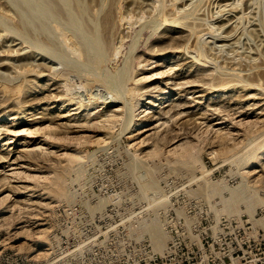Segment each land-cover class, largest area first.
I'll return each instance as SVG.
<instances>
[{"label":"rangeland","instance_id":"obj_1","mask_svg":"<svg viewBox=\"0 0 264 264\" xmlns=\"http://www.w3.org/2000/svg\"><path fill=\"white\" fill-rule=\"evenodd\" d=\"M54 225L264 257V0H0V247Z\"/></svg>","mask_w":264,"mask_h":264},{"label":"built area","instance_id":"obj_2","mask_svg":"<svg viewBox=\"0 0 264 264\" xmlns=\"http://www.w3.org/2000/svg\"><path fill=\"white\" fill-rule=\"evenodd\" d=\"M102 232V231H99ZM168 241L162 253L149 244H129L115 247L110 244L113 231H103L97 239L94 233H78L70 228L52 226L47 231L44 255L32 259L21 252L0 247V264H209L208 258L216 264H264V257L254 253L253 248L241 246L215 248L200 243L194 251L186 243L175 242L166 231ZM215 250V251H214Z\"/></svg>","mask_w":264,"mask_h":264},{"label":"bare ground","instance_id":"obj_3","mask_svg":"<svg viewBox=\"0 0 264 264\" xmlns=\"http://www.w3.org/2000/svg\"><path fill=\"white\" fill-rule=\"evenodd\" d=\"M78 28V27H77ZM92 43L93 44H95V46H96V48H94V49H97V51L99 52V51H101L102 49H101V47H99L98 48V36L97 35H95L92 39ZM85 43V42H84ZM91 46H92V44H91ZM100 53V52H99ZM97 55V54H96ZM99 56V55H98ZM100 59V58H99ZM117 97V96H116ZM156 244H157V246L159 247V250H158V252H161L162 251V249H163V251H164V247L162 248V247H160V244H161V241H158V239H156Z\"/></svg>","mask_w":264,"mask_h":264}]
</instances>
